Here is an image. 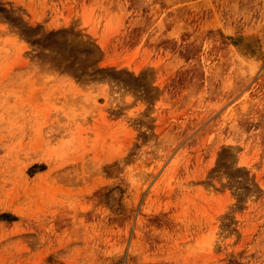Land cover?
Segmentation results:
<instances>
[{
    "label": "rangeland",
    "instance_id": "1",
    "mask_svg": "<svg viewBox=\"0 0 264 264\" xmlns=\"http://www.w3.org/2000/svg\"><path fill=\"white\" fill-rule=\"evenodd\" d=\"M0 264H264V0H0Z\"/></svg>",
    "mask_w": 264,
    "mask_h": 264
}]
</instances>
